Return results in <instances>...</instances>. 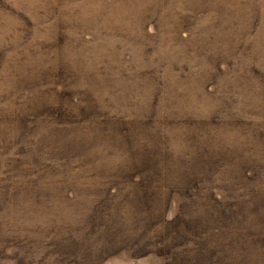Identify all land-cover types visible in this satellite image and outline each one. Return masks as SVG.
Instances as JSON below:
<instances>
[{
	"label": "rangeland",
	"instance_id": "obj_1",
	"mask_svg": "<svg viewBox=\"0 0 264 264\" xmlns=\"http://www.w3.org/2000/svg\"><path fill=\"white\" fill-rule=\"evenodd\" d=\"M216 199L264 219V0H0V264H196Z\"/></svg>",
	"mask_w": 264,
	"mask_h": 264
},
{
	"label": "trees",
	"instance_id": "obj_2",
	"mask_svg": "<svg viewBox=\"0 0 264 264\" xmlns=\"http://www.w3.org/2000/svg\"><path fill=\"white\" fill-rule=\"evenodd\" d=\"M261 213L252 200L248 203L239 200L228 205L216 199L212 209L190 222L195 227L194 236H202L200 227L211 232V226L220 238V244L209 253L204 246L203 250L193 247L197 252L196 264H248L252 259L264 256V247L259 246L264 245V227L258 236L248 230V225H253L255 219H263Z\"/></svg>",
	"mask_w": 264,
	"mask_h": 264
}]
</instances>
